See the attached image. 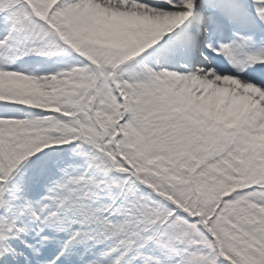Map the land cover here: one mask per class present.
<instances>
[{"label": "snow or ice", "instance_id": "snow-or-ice-1", "mask_svg": "<svg viewBox=\"0 0 264 264\" xmlns=\"http://www.w3.org/2000/svg\"><path fill=\"white\" fill-rule=\"evenodd\" d=\"M0 264H264V0H0Z\"/></svg>", "mask_w": 264, "mask_h": 264}]
</instances>
